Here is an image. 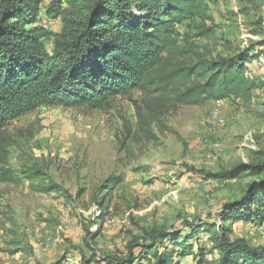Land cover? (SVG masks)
<instances>
[{
  "label": "rangeland",
  "instance_id": "1",
  "mask_svg": "<svg viewBox=\"0 0 264 264\" xmlns=\"http://www.w3.org/2000/svg\"><path fill=\"white\" fill-rule=\"evenodd\" d=\"M209 3L211 19L177 26L182 44H194L208 59L264 51V0ZM40 18L51 32L61 31V19L48 18L44 8ZM46 45L52 51L53 41ZM247 66L264 81V64ZM142 97L141 92L133 99L118 97L102 110L42 106L10 123L5 135L11 144L0 171L12 170L22 180L0 181V264H121L129 259L131 242L154 246L157 240L163 251L159 234L154 237L159 230L165 228L162 237L183 238L212 224L220 235L264 246V225L239 221L219 227L225 205L242 198L258 179L249 171L230 179L222 174L264 161V86L248 102L157 101L158 119L147 123L133 103ZM199 171L219 178L206 179ZM51 183L63 193L42 191ZM195 236V246L204 248L202 264H217L220 251L212 234ZM178 260L198 264L192 256Z\"/></svg>",
  "mask_w": 264,
  "mask_h": 264
},
{
  "label": "trees",
  "instance_id": "2",
  "mask_svg": "<svg viewBox=\"0 0 264 264\" xmlns=\"http://www.w3.org/2000/svg\"><path fill=\"white\" fill-rule=\"evenodd\" d=\"M44 5L43 0L0 1V163H6L11 144L6 128L42 106L102 110L118 97L133 99V93L141 92V100L133 103L139 119L147 123L148 118L158 119L157 101L177 106L229 98L248 102L253 91L264 86L247 66L264 54L259 47L208 59L196 52L194 44L179 40L178 25L211 19L209 0H50ZM43 8L48 18L61 19L60 32L42 24ZM51 40L49 51L46 41ZM124 124L131 134L126 119ZM244 171L258 179L242 198L225 205L221 228L239 221L264 225V161L240 164L221 177L234 178ZM198 173L206 179L219 178ZM21 180L12 170L0 171V181ZM42 191L63 193V188L51 183ZM164 229L154 235L159 234L163 251L157 240L154 246L131 242L129 259L121 264L152 257L155 264H179L178 258L188 256L205 263L203 246L194 243L202 231L212 234L220 251L217 264H264V246L231 239L227 232L220 235L215 224L194 228L183 238L181 233L162 237Z\"/></svg>",
  "mask_w": 264,
  "mask_h": 264
},
{
  "label": "built area",
  "instance_id": "3",
  "mask_svg": "<svg viewBox=\"0 0 264 264\" xmlns=\"http://www.w3.org/2000/svg\"><path fill=\"white\" fill-rule=\"evenodd\" d=\"M259 61L262 63V64H264V56H261L260 58H259ZM248 138V137H247Z\"/></svg>",
  "mask_w": 264,
  "mask_h": 264
}]
</instances>
